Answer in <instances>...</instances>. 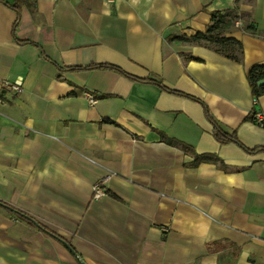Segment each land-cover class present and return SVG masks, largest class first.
I'll use <instances>...</instances> for the list:
<instances>
[{
    "label": "crops",
    "instance_id": "1",
    "mask_svg": "<svg viewBox=\"0 0 264 264\" xmlns=\"http://www.w3.org/2000/svg\"><path fill=\"white\" fill-rule=\"evenodd\" d=\"M4 1L20 3L14 32L17 12L0 3V83L20 78L22 91L0 88V264H264V129L248 120L264 114V91L247 80L264 37L236 22L225 37L239 62L166 40L233 8L264 34V0ZM95 64L199 99L238 143L215 140L197 102L108 70H59Z\"/></svg>",
    "mask_w": 264,
    "mask_h": 264
},
{
    "label": "trees",
    "instance_id": "2",
    "mask_svg": "<svg viewBox=\"0 0 264 264\" xmlns=\"http://www.w3.org/2000/svg\"><path fill=\"white\" fill-rule=\"evenodd\" d=\"M235 1L239 2L241 0H235ZM243 1H247L250 3L254 0H243ZM0 3L5 4L9 8L14 9L17 12V18L13 25V32H14L17 26V22L19 20L20 1L9 4V3H6L4 0H0ZM238 21L242 22V25L239 27V30L242 31L243 33L249 34L251 36H258L262 38L264 37V34L261 32H258L256 29V26L251 21L248 20L247 14H244V13L238 14L237 9L233 8V9H228V10H223V11L212 12L210 14V24L207 26L204 33H196L194 36H190V37L171 35V36L166 37V40L182 42V43H189V44H197V45L204 44V45H207L212 50H214L215 52L223 55L225 58L230 59L235 62H239L240 57H241L240 42L234 39H229L225 37V34L229 30H231L235 26V23ZM18 42L19 44H33L34 46H36L34 43H31L29 41H18ZM59 70L73 71V72L90 71V70H108V71H112L117 74H120L131 81L154 85L169 94L179 96V97H184L194 102H197L203 107L205 117L211 123L213 127V136L215 140H217L219 143H222V144L228 143V142L238 143L236 136L234 134H227L218 126V124L213 120V118L209 114V111L203 102H201L199 99L191 97L182 92L167 88L165 85H163L162 81L157 77L149 76L146 79H139V78L133 77L125 73L119 67L110 65V64H95V65H89L86 67H67V68L59 67ZM261 79H264V65L255 66L248 71L247 80L249 82V85L251 87V91L254 97H258L264 91V86L258 87L256 85V82ZM248 120L252 121L253 120L252 116L248 117ZM163 138L168 144H172L176 147H179L184 151L191 152L187 146L179 144L165 137ZM208 160H209V157L206 155H195L193 164L197 165L201 162H206ZM214 249H215L214 247H209L208 250L215 251Z\"/></svg>",
    "mask_w": 264,
    "mask_h": 264
},
{
    "label": "built area",
    "instance_id": "3",
    "mask_svg": "<svg viewBox=\"0 0 264 264\" xmlns=\"http://www.w3.org/2000/svg\"><path fill=\"white\" fill-rule=\"evenodd\" d=\"M84 1V0H81ZM116 0H101L102 3L111 5L115 2ZM0 88L4 90H8L10 93L17 95L22 91V79H17L14 82H8V81H3L0 83ZM85 97L87 98L88 102L90 104H94L95 100L92 98L91 95L86 94ZM256 102V99L254 100V103ZM252 122L255 123L257 126L260 128L264 129V114L259 113V112H254L252 114ZM111 173H107L103 177H101L98 182L93 185L92 187V194L94 199H98L105 195V191L103 189V184L104 181L107 180L109 177H111Z\"/></svg>",
    "mask_w": 264,
    "mask_h": 264
},
{
    "label": "water",
    "instance_id": "4",
    "mask_svg": "<svg viewBox=\"0 0 264 264\" xmlns=\"http://www.w3.org/2000/svg\"><path fill=\"white\" fill-rule=\"evenodd\" d=\"M256 85H257L258 87L263 86V85H264V79L258 80V81L256 82ZM72 252H73V251H72Z\"/></svg>",
    "mask_w": 264,
    "mask_h": 264
}]
</instances>
